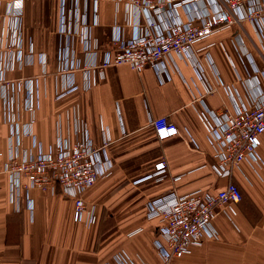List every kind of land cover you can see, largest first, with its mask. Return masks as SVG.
Here are the masks:
<instances>
[{
  "label": "crops",
  "instance_id": "crops-1",
  "mask_svg": "<svg viewBox=\"0 0 264 264\" xmlns=\"http://www.w3.org/2000/svg\"><path fill=\"white\" fill-rule=\"evenodd\" d=\"M14 1L0 0V22L18 27L21 54L17 58V49L3 55L1 66L12 63L7 77L24 79L20 91L15 83L14 109L20 127L31 128L25 141L48 151L85 133L107 174L85 191L88 208L76 221L74 198L61 188L31 189L17 211L10 202V176L0 173V264H119V253L135 264H162L159 245L167 240L150 204H167L173 194L198 189L215 193L229 182L240 187L243 198L219 206L209 229L213 236L171 264H264V133L257 158L221 175L208 127L263 95L264 17L217 27L192 52L166 57L159 70L136 71L128 64L100 70L117 34L142 33L151 19L157 29L171 22L200 24L225 9V0H179L158 14L123 1L97 0L96 7L94 0H79L86 19L82 13L74 18L71 0H20L19 6ZM70 85L77 88L67 92ZM3 92L0 85L1 160L13 143ZM160 117L176 124L178 133L159 138L152 121ZM160 161L166 166L158 171ZM100 217L119 221V237L102 241L96 251L94 225Z\"/></svg>",
  "mask_w": 264,
  "mask_h": 264
},
{
  "label": "built area",
  "instance_id": "built-area-1",
  "mask_svg": "<svg viewBox=\"0 0 264 264\" xmlns=\"http://www.w3.org/2000/svg\"><path fill=\"white\" fill-rule=\"evenodd\" d=\"M71 1L75 3L74 18H78L82 13L81 8L79 10L76 6L79 0ZM94 1L96 6L97 0ZM116 1H123L133 7L146 9L156 14L172 8L179 2V0ZM19 2L20 0L14 1V6H19ZM225 4L227 9L217 10L208 15L200 24L191 21L171 22L167 27L157 29L158 23L155 19H151L142 33L137 32L130 38L123 37L121 33L117 34L111 41L110 53L108 51L107 56L99 63V69L102 70L109 65L128 64L136 71L147 67L159 70L166 57L173 53L192 52L195 44L210 35L217 27L241 23L245 20L244 18L258 21L259 18L264 17V0H225ZM242 7L247 8L245 15L238 13ZM83 16L86 19V8L82 13V19ZM6 17L8 13H5ZM71 19H73L72 13ZM17 29V26L13 27L0 22V85L5 94L3 100L6 119L12 127L16 126V131L12 128L13 143L8 155L9 159L0 163V173L9 174L13 198L14 191L20 194L21 189L23 192L29 190L28 186L41 187L46 184L48 186L51 183H59L66 192L76 198L74 219L81 221L87 207L82 193L91 187L100 176L106 175L107 169L102 167L100 154L85 133L74 143L59 141L48 151L40 149L38 155L29 154L26 148L22 147L23 138L27 137L28 132H21L14 109V91L16 82L17 91H20V87L24 85V79L19 78L15 81L7 77L6 71L12 68V63L9 65L5 63L1 66L3 55H9L19 49L15 55L17 58L20 57L21 37L16 38ZM70 31L72 33L74 30L70 27ZM85 31L87 29L83 28L81 41L85 39L83 35ZM13 33L15 34L12 37ZM262 73L264 75V67ZM76 88L77 85H70L66 91H73ZM63 94L60 93L59 96ZM33 107L30 105L28 108L33 109ZM216 122L208 124L210 134L218 146L219 163L216 169L221 175H229L233 166L247 158H257V148L261 143L260 137L264 133V93L251 107H238L234 113H225ZM152 123L161 139L178 133V126L165 117L153 119ZM156 166L158 171H161L166 163L160 161ZM20 198L19 196L18 202ZM242 198L243 193L240 187L234 182H229L215 193L198 189L185 194H173L172 200L167 204H156L155 206L150 204V215L161 217L162 225L159 226V231L167 240L166 245H159L163 258L168 262L172 258L182 257L191 249V246L200 245L207 237L213 236L209 229L216 216L217 208L239 202ZM89 220L91 222L93 218ZM116 258L119 264H135L124 253H119Z\"/></svg>",
  "mask_w": 264,
  "mask_h": 264
},
{
  "label": "rangeland",
  "instance_id": "rangeland-1",
  "mask_svg": "<svg viewBox=\"0 0 264 264\" xmlns=\"http://www.w3.org/2000/svg\"><path fill=\"white\" fill-rule=\"evenodd\" d=\"M220 27V26H219ZM215 30V29H214ZM10 69H12V68H10ZM10 69H8L9 71H10ZM20 76H22V75H20ZM19 78H22V77H17V79H14L15 81H17ZM4 96H5V94L4 93H2V95H1V98H2V100L4 99ZM3 102H4V100H3ZM5 111H6V109H5ZM17 111V110H16ZM8 123H10V122H8ZM21 126V125H20ZM12 128L16 131V126H14V127H12L11 126V124H10V137H12V135L11 134H13L12 133ZM21 132H24V133H27L28 132V134H27V136H30L32 133H31V128H30V126H28V128L25 130H23L22 128H21ZM32 137H34V136H32ZM25 138H27V137H24L23 138V146L22 147H25L26 148V151L29 153V154H33V155H38L39 154V150L41 149V144L38 142V143H34V146L32 147L31 146V144L30 143H27V140L25 141ZM26 144H28V145H26ZM6 159L8 160L9 158L7 157V158H4L3 160H1L0 159V163H3V162H5L6 161ZM18 160H20L19 158H17ZM3 173H5V172H3ZM100 178H102V176H100L99 177V179ZM99 179L91 186V187H93L98 181H99ZM54 184H56V185H54ZM91 187H89V188H87V189H90ZM28 188H29V190H26V191H24L23 192V190L21 189L20 190V194L18 193V192H15L14 191V198L12 197V194H13V192H12V190L10 191V199H11V203L12 204H14V206H15V209L17 210V211H20L21 209H20V207H21V205H23L22 203H21V199L23 198V197H25L26 198V200H28V198H30V190L31 189H33V188H39V189H42V190H47V191H57V189H62V191H63V193H65V194H68V195H70V196H72L73 198H74V210H75V197L73 196V195H71V194H69L68 192H66L63 188H62V186L59 184V183H51V184H49L48 186H47V184L46 185H42L41 187H39V186H32V187H29L28 186ZM57 188V189H56ZM86 189V190H87ZM85 190V191H86ZM27 191H28V194H27ZM85 191L82 193V197L84 198V194H85ZM21 197L20 198V201L18 202L17 201V199H18V197ZM85 202H86V204H87V207H86V210H87V208H88V202L86 201V199H85ZM86 210L84 211V214L86 213ZM75 216V215H74ZM96 220L94 219V222H95ZM84 225H90V224H86V223H84ZM162 225V224H161ZM94 227L96 228V235H95V242H96V244H95V247L97 248L96 249V251L99 249V247L100 246H102L103 245V243H101L102 241H107V244H109L110 242L111 243H114L116 240H117V238L119 237V234H117L116 235V233H115V231L116 230H118V227H119V221L118 220H116V218L115 217H111V218H108V217H100V219H99V221H97V223L94 225ZM117 228V229H116ZM108 230H110V234H106V232L108 231ZM208 238V237H207ZM206 238V239H207ZM205 239V240H206ZM205 240H204V242L202 243V244H200V245H194V246H191V249L193 248V247H196V246H198V247H200V246H202V245H204L205 244ZM159 250H160V247H159ZM161 251V250H160ZM162 253H160V257H161V262H162V264H171L175 259H173L172 258V260L171 261H166L164 258H163V256L161 255ZM107 258V257H106ZM132 260V259H131Z\"/></svg>",
  "mask_w": 264,
  "mask_h": 264
}]
</instances>
